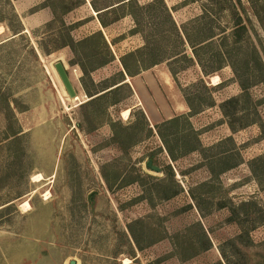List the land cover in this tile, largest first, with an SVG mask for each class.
Returning <instances> with one entry per match:
<instances>
[{
  "label": "rangeland",
  "instance_id": "374dc122",
  "mask_svg": "<svg viewBox=\"0 0 264 264\" xmlns=\"http://www.w3.org/2000/svg\"><path fill=\"white\" fill-rule=\"evenodd\" d=\"M118 1L0 0V264H264V0Z\"/></svg>",
  "mask_w": 264,
  "mask_h": 264
},
{
  "label": "trees",
  "instance_id": "16d2710c",
  "mask_svg": "<svg viewBox=\"0 0 264 264\" xmlns=\"http://www.w3.org/2000/svg\"><path fill=\"white\" fill-rule=\"evenodd\" d=\"M45 1H47V0H45ZM132 1H134V0H129L127 3H129V2H132ZM116 4H119L117 7H120L121 5H124L125 3H124V0H119ZM90 6H91V8L95 11V6H94V4L92 3V2H90ZM47 7V6H46ZM49 8V7H48ZM52 12V11H51ZM95 12H99V11H95ZM52 14H53V12H52ZM54 15V14H53ZM100 15V13H98L97 14V16H99ZM98 21H99V23H100V25H101V27L102 28H105L107 25L105 24V23H103L102 22V20L100 19V18H98ZM175 27V26H174ZM241 27H243V26H240V24H236L235 25V30H234V34H235V36H236V34H237V29H239V28H241ZM241 29H243V28H241ZM178 30V29H177ZM177 30H175L176 32H177ZM179 33V32H178ZM181 33H182V35H180L179 34V36H178V39H180L181 41H186V43L189 45V46H191V48H192V51H194L195 50V46H193V42L190 40V38L188 37V35L183 31H181ZM234 34H233V36H234ZM94 37H97V38H99L101 41H102V43H103V45H105L106 47H107V44L105 43V40H104V38H103V36H102V34L100 33V32H97L96 34H93L92 36H90V37H88V38H86L85 40H82V42L81 43H84V42H86V40L87 39H94ZM207 41V40H206ZM206 41H204V42H206ZM204 42H201L200 44H203ZM209 43V42H208ZM208 43H206V44H204V45H207ZM72 44H73V42L72 41H70V44H66V47H69V48H71L72 47ZM41 52H42V54L44 55V56H48V55H50L51 53H52V51H43V50H41ZM181 53L180 52H177V53H175L174 54V57L175 56H179ZM126 57H128V58H132V57H134V54L133 53H130V54H128V55H126L123 59H121V66H122V70H123V73L125 74V76L128 78V79H131L132 77H134V76H136L137 74H139L140 73V71H133V70H131V68L126 64V62H125V58ZM113 59H112V56L110 55L109 56V59H108V61H107V63H109V62H111ZM138 64L140 63L139 61L137 62ZM155 65H157V63H154L153 64V66H155ZM230 67H231V69H233V72H234V74L237 76V79H238V83H239V86H240V88H241V90H242V92L243 93H246V91H247V87H245L244 85H243V83L244 82H242L240 79H242V77L238 74V71L236 70V69H234V66L232 65V64H228ZM79 68H80V70H81V72L85 75L86 74V71H85V69L81 66H79ZM171 72V71H170ZM172 73V72H171ZM212 73V72H211ZM211 73H209V72H206V71H204L203 72V74L206 76V75H209V74H211ZM124 84H126V82H125V78L123 77V79L121 80V81H119L118 83H116V84H114V85H112L110 88H107L106 90H104V91H106L105 93H102L101 95H97V94H94V95H89L88 94V92H85L86 93V95L89 97V98H92L93 96H95V97H93L92 99H90V100H93V99H95V98H98V97H101V96H103V95H105V94H107V93H110V92H112V91H114V90H116V89H118L119 87H121L122 85H124ZM220 85V84H219ZM108 90V91H107ZM246 95V94H245ZM89 100V101H90ZM239 100V98H231V99H229V100H227V101H225V102H223L222 104H221V106H220V109H221V111H222V114L223 115H229L227 112H226V110H225V108L226 107H228V106H230L231 104H236L237 103V101ZM188 105V107L190 108V109H192L191 108V106L189 105V104H187ZM230 116V115H229ZM228 117V116H227ZM229 127H230V129H231V131H235L236 129L233 127V125L232 124H230L229 123ZM167 151H168V154H169V156L172 158V159H175L174 158V156H173V154H172V152H171V150L170 149H168L167 148Z\"/></svg>",
  "mask_w": 264,
  "mask_h": 264
},
{
  "label": "crops",
  "instance_id": "0c3cea01",
  "mask_svg": "<svg viewBox=\"0 0 264 264\" xmlns=\"http://www.w3.org/2000/svg\"><path fill=\"white\" fill-rule=\"evenodd\" d=\"M42 2L43 0H18V3H22V5L24 6L23 10L29 7L31 8L39 3L41 4ZM87 3H88V7L90 8V4L88 1ZM52 17H53V14L50 11V9L47 7H43L41 9H38V11L34 12L33 14H31L30 17L28 18V21L31 22L33 25L37 26V25H42V24L49 22L52 19ZM98 27L99 28L97 29V31L102 30L99 24H98ZM125 82H128V78H126Z\"/></svg>",
  "mask_w": 264,
  "mask_h": 264
},
{
  "label": "water",
  "instance_id": "95a60500",
  "mask_svg": "<svg viewBox=\"0 0 264 264\" xmlns=\"http://www.w3.org/2000/svg\"><path fill=\"white\" fill-rule=\"evenodd\" d=\"M53 69L62 85V87L64 88L67 96L69 99H75L77 98L75 90L73 89L71 82L69 80V77L66 73L65 67L61 62H56L53 65ZM147 169H149L150 171L154 172V173H159L160 169L156 166L152 165L151 161H148L146 164ZM69 264H76L74 261H71Z\"/></svg>",
  "mask_w": 264,
  "mask_h": 264
},
{
  "label": "bare ground",
  "instance_id": "6f19581e",
  "mask_svg": "<svg viewBox=\"0 0 264 264\" xmlns=\"http://www.w3.org/2000/svg\"><path fill=\"white\" fill-rule=\"evenodd\" d=\"M216 83H217V79L216 78H213V81H212V84L213 85H216ZM72 100H77V98H75V99H72ZM128 115H129V110H124L123 112H122V116L124 117V118H126V117H128ZM42 180V176L40 175V174H37V175H34L33 177H32V181L33 182H40ZM23 209H28L29 208V204L27 203V202H24V204L21 206ZM124 263H126V264H128L129 263V260H124Z\"/></svg>",
  "mask_w": 264,
  "mask_h": 264
}]
</instances>
